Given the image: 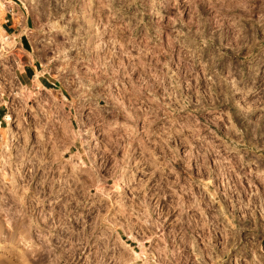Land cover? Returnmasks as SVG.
<instances>
[{
	"label": "rangeland",
	"instance_id": "374dc122",
	"mask_svg": "<svg viewBox=\"0 0 264 264\" xmlns=\"http://www.w3.org/2000/svg\"><path fill=\"white\" fill-rule=\"evenodd\" d=\"M254 85L264 0H0V264H264Z\"/></svg>",
	"mask_w": 264,
	"mask_h": 264
},
{
	"label": "built area",
	"instance_id": "2783aa9c",
	"mask_svg": "<svg viewBox=\"0 0 264 264\" xmlns=\"http://www.w3.org/2000/svg\"><path fill=\"white\" fill-rule=\"evenodd\" d=\"M9 15V17H7ZM4 21L1 23V25L2 26H4L3 24L4 23H6L8 20H10V19H13L14 18V8L13 7H11V6H7L6 7V10H5V13H4ZM13 23V22H12ZM219 143H225V141H221V142H219ZM225 144H224V146L222 147V148H225ZM228 153H230V154H232V155H235V153H238L237 152V150L236 149H229V150H226ZM217 160V159H216ZM221 160V159H220ZM198 181H195V184H196V187H189V194L190 195H192V198L193 197H195V196H198V194L196 193V189L198 188L199 190H200V192H202L203 194H204V192L206 193V191L203 189V187H204V184L203 183H200V182H198ZM199 184H200V186H199ZM204 197H205V199H204ZM207 197V194H205V196L203 195V203L202 204H215V206H213V205H211V206H213L212 207V209L214 210V211H220V209L222 208L220 205H219V203L218 202H220V204L222 205V200H223V198H222V196H218V199H216V197L215 196H211V198L212 199H214V201H212L211 199H210V202L211 203H209L208 202V199L206 198ZM190 198V197H189ZM225 203H227V202H225ZM229 204V203H228ZM232 203H230V205H231ZM237 204V203H236ZM208 206V205H207ZM210 206V207H211ZM193 208V207H192ZM197 209V208H196ZM226 209L228 210V207H226ZM193 209H191V212H193L192 211ZM199 242H201V241H199ZM218 242H222V243H224V242H226V240H224V239H222V240H218ZM237 244H235V245H233V249H231V250H233L234 252L236 251V252H240V251H244V245H242V246H239V243H238V240H236L235 241ZM243 242H246V240H244ZM216 255V254H215ZM204 260H205V258H204ZM201 263H202V261H200ZM204 263V262H203Z\"/></svg>",
	"mask_w": 264,
	"mask_h": 264
},
{
	"label": "flooded vegetation",
	"instance_id": "af4514ba",
	"mask_svg": "<svg viewBox=\"0 0 264 264\" xmlns=\"http://www.w3.org/2000/svg\"><path fill=\"white\" fill-rule=\"evenodd\" d=\"M253 77V76H252ZM251 77V78H252ZM252 81H254L255 82V80H252ZM255 87H254V90H255V93L253 92V94L252 95H254V96H252L251 98H250V100H251V103L253 104V107L251 108V111H253V112H251V113H254L255 112V114L257 115V114H262V115H264V86H260V87H258L257 85H254ZM258 87V89H256ZM256 92H257V94H256ZM259 109H261L262 111H259ZM255 119H257L258 120V118L257 117H255ZM255 119H253V126H252V128L253 129H255V130H259V129H256L257 128V126H259L260 124L259 123H257L256 121H255ZM261 119V118H260ZM259 119V120H260ZM263 124V126H264V123H262ZM264 135V134H263ZM260 136V135H259ZM262 136V135H261Z\"/></svg>",
	"mask_w": 264,
	"mask_h": 264
},
{
	"label": "bare ground",
	"instance_id": "6f19581e",
	"mask_svg": "<svg viewBox=\"0 0 264 264\" xmlns=\"http://www.w3.org/2000/svg\"><path fill=\"white\" fill-rule=\"evenodd\" d=\"M9 120H10V119H9ZM10 125H11V124H10ZM10 127H11V126H10ZM10 129H11V128H10ZM11 140H13V139H11ZM125 178H126V176L123 177L124 181H125Z\"/></svg>",
	"mask_w": 264,
	"mask_h": 264
},
{
	"label": "crops",
	"instance_id": "0c3cea01",
	"mask_svg": "<svg viewBox=\"0 0 264 264\" xmlns=\"http://www.w3.org/2000/svg\"><path fill=\"white\" fill-rule=\"evenodd\" d=\"M3 27V26H2ZM4 28V27H3Z\"/></svg>",
	"mask_w": 264,
	"mask_h": 264
}]
</instances>
